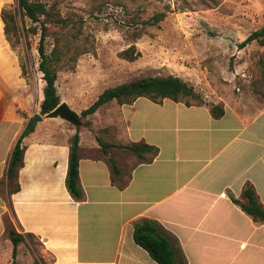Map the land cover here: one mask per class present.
<instances>
[{
    "label": "crops",
    "instance_id": "obj_1",
    "mask_svg": "<svg viewBox=\"0 0 264 264\" xmlns=\"http://www.w3.org/2000/svg\"><path fill=\"white\" fill-rule=\"evenodd\" d=\"M1 26L0 179L5 180L9 154L30 115L18 112L29 105L28 87ZM139 98L124 106L136 110ZM169 100L151 105L150 115H131L139 127L126 130L123 142L144 141L159 152L151 162L130 166L123 188L112 184L108 163L95 155L101 152L98 142L85 145L78 132L80 199L65 186L75 127L59 117L39 121L47 128L36 124L23 138L19 189L6 200L0 197V232L1 213L8 209L20 233L39 240L49 264H157L132 236L135 221L149 218L177 241L185 264H264V223L240 207L248 184L264 208V100L247 104L235 94L221 97L211 102L223 109L217 118L206 100L190 105ZM175 260H182L177 253Z\"/></svg>",
    "mask_w": 264,
    "mask_h": 264
},
{
    "label": "rangeland",
    "instance_id": "obj_2",
    "mask_svg": "<svg viewBox=\"0 0 264 264\" xmlns=\"http://www.w3.org/2000/svg\"><path fill=\"white\" fill-rule=\"evenodd\" d=\"M40 1L54 5L65 20L62 27L49 26L51 34L46 44L49 52L56 34L63 50L55 82L60 102L65 101L79 114L78 131L83 144H97V138L111 143L105 155L91 153L113 160L122 169L123 180L129 167L137 162L130 151L121 147L128 144L123 142L125 131L132 128L135 132L139 127L138 118L131 120V115L152 114L154 109L150 106L155 102L141 96L133 111L131 106L112 100L93 114L81 116L80 111L104 88L148 75L171 74L193 85L209 103L221 97L228 100L234 94L247 104L254 99L263 101L255 89H259L264 75V45L255 40L244 47L239 44L251 32L264 28V0ZM2 10L13 15L10 26H17L16 36L12 35L13 30L9 36L4 34ZM159 13H164V17L148 24ZM0 23L27 83L29 105L18 112L30 115L29 120L39 113L43 97L44 81L38 70L37 51L40 31H32L38 24L22 17L18 0H0ZM131 44L139 56L133 61L120 58L118 52ZM44 123L34 124L46 129ZM64 123L74 129L73 124ZM8 189L9 185L1 179L3 200ZM1 222L4 229L0 232V264H10V231H20L8 209L1 213ZM50 259L35 237L25 236L17 246L16 264H49Z\"/></svg>",
    "mask_w": 264,
    "mask_h": 264
},
{
    "label": "trees",
    "instance_id": "obj_3",
    "mask_svg": "<svg viewBox=\"0 0 264 264\" xmlns=\"http://www.w3.org/2000/svg\"><path fill=\"white\" fill-rule=\"evenodd\" d=\"M18 6L22 13V17H27L30 21L38 24L37 27H33V33H36L39 29V39L37 44V51L39 55L38 70L42 73V79L44 81L43 97L39 104V113L46 114L54 109L59 103L60 99L56 91V77L57 69L62 60L63 50L59 46V40L56 34H54V42L50 51H47L46 44L47 38L51 32L49 30L50 25L56 27H62L65 25V20L55 9L54 5H47L40 0H18ZM2 21L4 23V34L9 36V33L13 30L12 35L16 36L17 26L13 23L10 26V22H13L14 17L11 14H6L4 10L1 11ZM164 17V13H159L153 16L148 24H155ZM138 35H136L137 37ZM257 41L259 44L264 45V28L255 30L248 34L243 41L239 44V47H244L251 41ZM118 56L128 61H133L139 56V51L134 44L129 45L125 49L118 52ZM263 87V88H262ZM264 75L259 83V89H255L264 100ZM263 94V95H262ZM147 97L155 103H161L163 98H168L173 101H180L186 105L190 104H202L205 103L204 98L194 88L193 85L182 80L175 75H148L144 77L134 78L126 82H122L115 86L104 88L95 98V100L86 108L80 111L81 116H86L96 112L102 105L115 100L118 104H131L138 97ZM191 99L194 102H191ZM207 103V102H206ZM210 108V112L214 117H219L223 114V109L218 104L207 103ZM30 120L26 123L20 134L18 135L9 158L7 160V166L5 171V183L9 185L8 192L13 193L19 189L17 181L18 171L23 162V155L25 145L23 144V138L34 130V123H30ZM76 132L71 136L69 140V154H68V166L65 177V186L69 194L74 199H80L83 196V192L78 183V164H79V134L78 125H74ZM97 142L100 146V151L104 155L108 153V148L111 143L102 141L97 138ZM122 148L130 151L136 158V163L151 162L153 158L158 154L159 148L155 145L146 143L144 141L130 142L125 145H121ZM109 165L111 171V182L118 188H123L126 184L125 180L121 179L123 174L116 163L111 160L103 158ZM128 174V173H127ZM1 182V179H0ZM241 197L244 199L240 203L241 209L247 213L253 220L264 223V208L259 203L253 188L250 185H246L241 192ZM235 203H239L238 199L231 197ZM10 239L12 242L11 260L10 264H16L15 257L17 252V246L25 239V236H32L30 233H18L11 230ZM133 240L136 244L144 248L149 256L157 262V264H185L182 253L179 247H176L177 241L173 236L167 233L161 225L155 220L149 218H140L134 223L133 227ZM176 244H174V242ZM176 253L182 259L176 262Z\"/></svg>",
    "mask_w": 264,
    "mask_h": 264
},
{
    "label": "water",
    "instance_id": "obj_4",
    "mask_svg": "<svg viewBox=\"0 0 264 264\" xmlns=\"http://www.w3.org/2000/svg\"><path fill=\"white\" fill-rule=\"evenodd\" d=\"M56 117L68 121L73 125H79L81 123L79 114L75 110L71 109L65 101L60 102L54 109L44 115L35 113L32 116L30 123H36L37 121H41L43 118Z\"/></svg>",
    "mask_w": 264,
    "mask_h": 264
}]
</instances>
